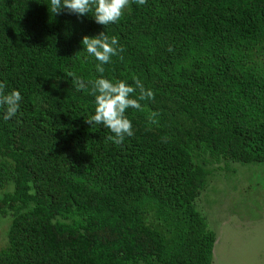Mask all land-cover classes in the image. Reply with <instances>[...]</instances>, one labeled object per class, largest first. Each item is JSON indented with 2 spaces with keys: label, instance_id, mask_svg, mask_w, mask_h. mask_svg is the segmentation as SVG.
Here are the masks:
<instances>
[{
  "label": "trees",
  "instance_id": "1",
  "mask_svg": "<svg viewBox=\"0 0 264 264\" xmlns=\"http://www.w3.org/2000/svg\"><path fill=\"white\" fill-rule=\"evenodd\" d=\"M48 5L0 0V83L22 95L0 108V264H211L207 166L264 160V0H133L106 27ZM101 32L123 48L103 74L81 43ZM101 75L154 93L120 145L86 122Z\"/></svg>",
  "mask_w": 264,
  "mask_h": 264
},
{
  "label": "rangeland",
  "instance_id": "2",
  "mask_svg": "<svg viewBox=\"0 0 264 264\" xmlns=\"http://www.w3.org/2000/svg\"><path fill=\"white\" fill-rule=\"evenodd\" d=\"M194 201L219 243L215 264H264V160L218 159ZM1 194V191H0ZM9 216H0V248Z\"/></svg>",
  "mask_w": 264,
  "mask_h": 264
},
{
  "label": "clouds",
  "instance_id": "3",
  "mask_svg": "<svg viewBox=\"0 0 264 264\" xmlns=\"http://www.w3.org/2000/svg\"><path fill=\"white\" fill-rule=\"evenodd\" d=\"M131 2L133 0H50L48 9L54 15L64 9L79 16L91 14L98 24L106 27L109 24L118 23ZM134 2L143 5L146 0H134ZM81 43L87 53L99 62L96 68L101 74L105 71L103 65L110 63L113 56L123 51L122 47H118V39L115 36L109 38L105 32L91 37L85 35ZM67 76L73 79L77 90H86V85L80 78L75 77L73 73H67ZM133 80L134 86L125 81L113 82L101 75L90 82L92 84L90 94L95 97V113L86 119V122L90 126L101 125L109 129L114 135L108 138L117 145H120L126 136L133 135L132 122L126 115L127 109L134 108L143 111L140 102L154 97V93L145 89L138 78L134 77ZM5 89L6 85L0 83V108L4 109V119L8 120L16 116L22 95L16 89L10 92H6ZM137 89L139 94L133 98L132 94L136 93ZM158 115L156 112L150 113L149 120L157 123Z\"/></svg>",
  "mask_w": 264,
  "mask_h": 264
},
{
  "label": "crops",
  "instance_id": "4",
  "mask_svg": "<svg viewBox=\"0 0 264 264\" xmlns=\"http://www.w3.org/2000/svg\"><path fill=\"white\" fill-rule=\"evenodd\" d=\"M209 228V227H208ZM213 231V230H212ZM214 232V231H213ZM214 234H215V240H214V244H213V248H212V255H213V258H212V262H211V264H215V260H214V254L218 251L217 249H216V247H215V245L216 244H218L219 243V239H220V236L218 235V237H217V235H216V233L214 232Z\"/></svg>",
  "mask_w": 264,
  "mask_h": 264
}]
</instances>
